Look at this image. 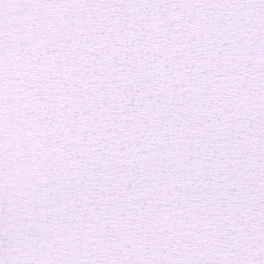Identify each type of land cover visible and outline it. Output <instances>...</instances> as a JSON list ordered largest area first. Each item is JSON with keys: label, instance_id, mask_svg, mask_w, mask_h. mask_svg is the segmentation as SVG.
I'll return each instance as SVG.
<instances>
[{"label": "snow or ice", "instance_id": "snow-or-ice-1", "mask_svg": "<svg viewBox=\"0 0 264 264\" xmlns=\"http://www.w3.org/2000/svg\"><path fill=\"white\" fill-rule=\"evenodd\" d=\"M0 264H264V0H0Z\"/></svg>", "mask_w": 264, "mask_h": 264}]
</instances>
